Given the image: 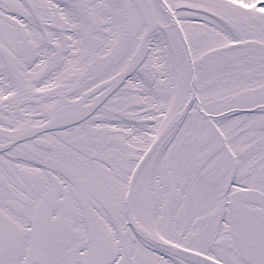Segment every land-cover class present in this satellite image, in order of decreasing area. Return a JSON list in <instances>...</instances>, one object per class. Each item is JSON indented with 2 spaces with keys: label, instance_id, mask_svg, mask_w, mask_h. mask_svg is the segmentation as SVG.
<instances>
[{
  "label": "snow or ice",
  "instance_id": "obj_1",
  "mask_svg": "<svg viewBox=\"0 0 264 264\" xmlns=\"http://www.w3.org/2000/svg\"><path fill=\"white\" fill-rule=\"evenodd\" d=\"M0 264H264V0H0Z\"/></svg>",
  "mask_w": 264,
  "mask_h": 264
}]
</instances>
